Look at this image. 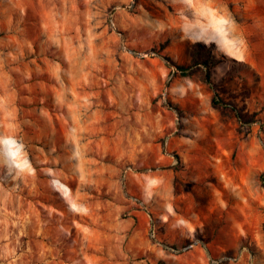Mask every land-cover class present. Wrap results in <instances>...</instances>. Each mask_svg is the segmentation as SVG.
<instances>
[{
    "label": "rangeland",
    "instance_id": "rangeland-1",
    "mask_svg": "<svg viewBox=\"0 0 264 264\" xmlns=\"http://www.w3.org/2000/svg\"><path fill=\"white\" fill-rule=\"evenodd\" d=\"M255 171L264 0H0V264H264Z\"/></svg>",
    "mask_w": 264,
    "mask_h": 264
},
{
    "label": "crops",
    "instance_id": "crops-1",
    "mask_svg": "<svg viewBox=\"0 0 264 264\" xmlns=\"http://www.w3.org/2000/svg\"><path fill=\"white\" fill-rule=\"evenodd\" d=\"M259 171H261L260 167ZM227 181L228 184H220L224 193L227 188L230 191V193L226 192L228 194L226 197L224 194L221 196V207L229 214L227 221L233 223V228L241 231L246 225L258 228V225L264 222V185L261 183L258 171H255L250 179L230 177Z\"/></svg>",
    "mask_w": 264,
    "mask_h": 264
},
{
    "label": "trees",
    "instance_id": "trees-1",
    "mask_svg": "<svg viewBox=\"0 0 264 264\" xmlns=\"http://www.w3.org/2000/svg\"><path fill=\"white\" fill-rule=\"evenodd\" d=\"M199 64H203L206 70H209L212 65L211 61L208 58H206V51L202 47H200L199 44H196L192 50V64L189 68L193 66H198ZM177 67L178 69L182 70L183 75L190 73L186 71L188 67H184V66H177ZM205 81L208 83H212L210 80V72H207V74L205 75ZM212 103L214 105H218L219 102H217L216 99L213 98ZM236 116L239 122H241L242 124L253 121V119L248 118L246 114L239 111L236 112Z\"/></svg>",
    "mask_w": 264,
    "mask_h": 264
},
{
    "label": "built area",
    "instance_id": "built-area-1",
    "mask_svg": "<svg viewBox=\"0 0 264 264\" xmlns=\"http://www.w3.org/2000/svg\"><path fill=\"white\" fill-rule=\"evenodd\" d=\"M261 182L264 184V172L262 173V176H261ZM199 241H195L193 244H190L188 247L190 246H193L194 244H198ZM222 260H227V261H234L236 260V257H223L217 261H214V262H222Z\"/></svg>",
    "mask_w": 264,
    "mask_h": 264
},
{
    "label": "bare ground",
    "instance_id": "bare-ground-1",
    "mask_svg": "<svg viewBox=\"0 0 264 264\" xmlns=\"http://www.w3.org/2000/svg\"><path fill=\"white\" fill-rule=\"evenodd\" d=\"M222 30V29H221Z\"/></svg>",
    "mask_w": 264,
    "mask_h": 264
}]
</instances>
